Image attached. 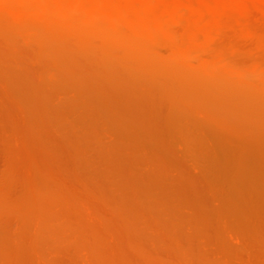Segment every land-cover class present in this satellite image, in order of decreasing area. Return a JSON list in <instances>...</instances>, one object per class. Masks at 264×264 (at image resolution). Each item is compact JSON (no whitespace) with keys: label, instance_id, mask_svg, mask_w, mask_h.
<instances>
[{"label":"rangeland","instance_id":"rangeland-1","mask_svg":"<svg viewBox=\"0 0 264 264\" xmlns=\"http://www.w3.org/2000/svg\"><path fill=\"white\" fill-rule=\"evenodd\" d=\"M25 25L0 30V264H264V46L212 35L239 76L185 79Z\"/></svg>","mask_w":264,"mask_h":264},{"label":"bare ground","instance_id":"bare-ground-1","mask_svg":"<svg viewBox=\"0 0 264 264\" xmlns=\"http://www.w3.org/2000/svg\"><path fill=\"white\" fill-rule=\"evenodd\" d=\"M0 22H3L2 25L4 26V30L0 28L2 34L11 31L10 29L21 28V25L24 24L30 25V29L33 28L32 30L34 31L30 30L29 33H39L42 37L44 35L46 36L49 32L52 33V31H56L57 36H54L55 38L51 35L48 36L53 37L54 42L55 39L58 38L57 42L59 41V43H57V46L60 47L59 44L61 43L60 45L63 46V50H65V46L72 45L76 50L96 52L99 56L101 52H108V50H114V48L118 50L122 49L129 54L128 61H130V57H132L134 58V61L131 59V62L137 64L141 61L140 58L143 57L141 56L138 59V56L146 51H150L152 52L150 59H148L149 56L148 58H145L147 59V62L149 60V64H154L155 66L164 65L168 68L166 69L169 70L168 74L170 75L168 76H180V78L185 79H187L186 76H190L191 71L196 73L194 75L199 77L206 76L207 78L209 76V80L211 77L213 78L214 74H216L219 75V77H216L215 75L216 79L218 78L219 81H221L219 78L225 79V82H231L232 79L239 76L241 66H237L240 64H237L238 62L235 58H233V60H235L236 63L231 58L232 54L234 56L240 54H238L237 51V53L234 51L230 53L231 57L227 54L231 61H229V58V60H226V57L224 58L223 54L215 50V45L213 46L214 49L212 48L217 37H214V41L212 38V45L208 41L212 49H206L207 51L205 50V54H202L205 49L204 45H206L204 43L212 35L218 36V34H221L227 37L233 36L245 41H247V39H253L252 43H250L253 45L256 43L255 47H258V44H260V47L264 46V39L262 40L263 42L261 41L263 44L258 42L260 38L264 37V0H0ZM24 27L22 31L24 30L26 31L25 34H28L27 30L29 29H24ZM255 39H258L256 40L257 42L254 41ZM55 43L54 45H56ZM159 43L160 45L158 46L157 44ZM161 43H164L163 46L166 45L168 47L167 53L164 56H160L159 53H156V47H160L162 45ZM220 46L218 47L220 48ZM227 46L228 44L226 45V48ZM236 46L237 44L235 47ZM54 49H56V47ZM59 49L61 50V48ZM224 49L225 48H223V51ZM231 49L233 50V48ZM72 51L73 50H71L70 53ZM226 51L229 52L228 50ZM63 52L64 51H62V53ZM55 54H53L54 58L59 55L63 58L60 53L59 55ZM63 55L65 56V54ZM161 55L163 54L161 53ZM75 56H78V54H75ZM91 56H93V53ZM192 61H196V63H193ZM142 62H144L143 59ZM192 65H195V71H193L194 69ZM214 65H216L215 68L218 69L216 70L217 72L215 71L216 73H214V71L212 72ZM157 66L155 67L156 70L158 69ZM252 68L255 70L259 69L257 72L262 70L258 63H255ZM188 70L191 71L188 72ZM237 71L239 73H237ZM184 72H186L187 75H184ZM182 74L185 77H183ZM235 74H237L236 77ZM257 77L260 79L261 76L257 75ZM173 78L176 79V77ZM261 79L264 80V77ZM220 84H222V82ZM262 85H264V81ZM16 166L19 168L18 165ZM21 171L23 170L21 169ZM8 178L7 182H4L5 185L9 182ZM9 179L11 180V178ZM15 180L16 179H14V181ZM3 184L0 186H3ZM10 184L11 183L8 184L9 186H3V188L10 187ZM0 188L2 189V187ZM0 192V196L3 198L4 194L2 195L1 190ZM7 195L9 194L5 195L6 199H8ZM33 203L34 202H32V204ZM42 206L40 208H42ZM6 207L8 206L6 205ZM29 208L30 207L28 206V209ZM43 209L46 210L47 207H43ZM52 209L53 207L51 210ZM47 210L49 211L50 209ZM2 211L4 210L2 209L1 212ZM39 213L35 214L39 215ZM51 220H53V217L49 221ZM36 222L38 221L36 220ZM60 222H58L57 225L59 228L61 227L59 226ZM46 225L48 224H45V226Z\"/></svg>","mask_w":264,"mask_h":264}]
</instances>
